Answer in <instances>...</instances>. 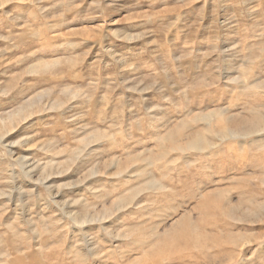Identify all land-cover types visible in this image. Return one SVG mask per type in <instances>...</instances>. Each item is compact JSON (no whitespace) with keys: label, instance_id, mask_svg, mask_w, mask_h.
Listing matches in <instances>:
<instances>
[{"label":"rangeland","instance_id":"1","mask_svg":"<svg viewBox=\"0 0 264 264\" xmlns=\"http://www.w3.org/2000/svg\"><path fill=\"white\" fill-rule=\"evenodd\" d=\"M0 264H264V0H0Z\"/></svg>","mask_w":264,"mask_h":264}]
</instances>
